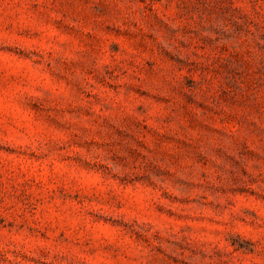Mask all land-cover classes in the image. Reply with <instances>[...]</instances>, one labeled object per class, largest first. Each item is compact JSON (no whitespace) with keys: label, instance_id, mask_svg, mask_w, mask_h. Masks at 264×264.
Here are the masks:
<instances>
[{"label":"rangeland","instance_id":"rangeland-1","mask_svg":"<svg viewBox=\"0 0 264 264\" xmlns=\"http://www.w3.org/2000/svg\"><path fill=\"white\" fill-rule=\"evenodd\" d=\"M0 264H264V0H0Z\"/></svg>","mask_w":264,"mask_h":264}]
</instances>
